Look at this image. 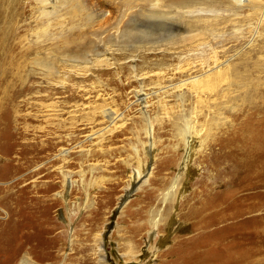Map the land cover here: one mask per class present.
Segmentation results:
<instances>
[{"label": "rangeland", "instance_id": "obj_1", "mask_svg": "<svg viewBox=\"0 0 264 264\" xmlns=\"http://www.w3.org/2000/svg\"><path fill=\"white\" fill-rule=\"evenodd\" d=\"M16 1L0 0V264H98L100 238L104 264H182L210 203L237 215L202 233L240 247L232 232L252 233L248 249L264 251V22L251 8L220 11L210 35L197 8L85 0L83 25ZM219 69L244 78L180 88ZM253 257L243 264H264Z\"/></svg>", "mask_w": 264, "mask_h": 264}, {"label": "bare ground", "instance_id": "obj_2", "mask_svg": "<svg viewBox=\"0 0 264 264\" xmlns=\"http://www.w3.org/2000/svg\"><path fill=\"white\" fill-rule=\"evenodd\" d=\"M37 1H39V5H40L39 9H40V11H42V14L46 13V14H44V18H48L52 13L57 12L59 9H62V10L65 9L68 11V14L70 16L69 18L73 22H76L77 20L80 19L79 23L84 25L85 24L84 20L87 19L88 24H89V22L92 21V16L95 14V13L92 14L93 13V11H91L92 8H89V6H87L85 0H37ZM106 1L109 2V0H106ZM113 1H116V0H112V2ZM112 2H111V4H112ZM118 2H115V4L118 3L120 5V7L125 6V8H128L129 10H132L133 7H131V6L134 5V3L139 5L138 4L139 2H144L145 4L150 5L151 13H153V14H155L158 11V9L160 8L161 5L164 8H167V10H170L173 7H177L179 9L197 8L199 13L204 14V16H203L204 18H202L203 20L201 21V23H200V21L199 22L197 21V20H199V18H197V17L193 18V20L195 22L197 21V23L203 24V26L204 25H206V26L210 25V27H206V26L203 27L202 26V28H201V30H203V29L205 31L207 30V32L210 35H215L217 33L215 31L216 29L212 28L213 24L217 23V25H218V16L219 15H217V14L220 11H225V10L228 11L232 7L233 4L235 5V7H238L239 9L244 8L245 6L251 8L252 12L254 13L253 16L258 17V21L264 22V3H263L264 0H118ZM16 4H19V0L16 1ZM100 17H101V15H100ZM163 17H165V19H167L166 18L167 16H162L161 18H163ZM124 18H125V16H124ZM93 20H95V19H93ZM121 20H122V18H121ZM121 20L117 25L123 24V21H121ZM130 28L131 29L133 28V26L131 25V21L124 25V30L127 32L125 35L129 34ZM113 29H115V27ZM207 35L205 33H201L199 36H197V35L196 36L193 35L192 37L187 36V37H184L183 39L188 40L190 38L189 41L191 42V41H193V38H196L197 41H198V39H199V41H202V40H205V37H207ZM123 36H124L123 32H118V30H116L113 35L112 34L109 35V38H110L109 41L113 40V37L114 38L115 37L123 38ZM228 70L229 69H219V70H217L213 73H210L208 75H202L201 77H198L197 79L189 82L188 84L184 83L180 88L190 87L192 89H200V90L205 91L207 89H211L214 86V85H212V82H214V81L220 80V82L224 81V83L227 82L228 85H233L235 83V81L237 80V78H240V77L244 78V75L239 74L238 71L231 72L232 74H230ZM188 128L190 129V127H188ZM181 130L183 131V129H181ZM187 131H189V133H190V130H187ZM147 134L152 138L153 126L150 127V129L147 131ZM194 141H197V139H195L194 136H191V134L189 136H186V141L184 142V143H186V146H187L186 147L187 148L186 149L187 155H185L186 164H187V162H189L191 160L193 154L197 150L195 145H194ZM151 145H152V143H151ZM244 166H246V165H244ZM187 170H188V168H187ZM247 175H248V173H247ZM166 198H167V196H166ZM14 203H15V200L12 201L10 204L11 213L14 216V219H11V221H13V220L17 221L16 217L18 215V211H17V207L13 205ZM225 204H227V202ZM204 207L205 208H203L202 211L198 213L199 215L203 216V217H201V221H199L201 224V227H202V230H201L202 232H204V230H208L209 227L215 225L216 223L221 224L222 222H224V221L226 222V220L232 219V218L236 217V215H237L236 214L237 212H235V211H234L235 212L234 215H231V213H232L231 211H233L232 206H229V207L227 206L228 208H226L225 206H220L219 203H210L207 207L206 206H204ZM235 209L237 210L238 206H236ZM206 211H208V212L213 211V213L211 216H205L204 217V214ZM228 212H231V213L229 214ZM13 216H11V217H13ZM161 218L162 217H160L159 220L155 219L154 222L151 223V225H153V227L154 226L158 227V225L161 222ZM8 224H9V222H8ZM15 225H16V223H14V226L10 227L11 231L15 230ZM23 227H24V229L26 228L24 226V224H23ZM214 231H211L208 233L200 232L199 235H201V236L194 240V242H193L194 244H192V247L189 246V248L187 250H184V251L179 249L181 254H182V255L180 254L181 256L179 254L177 255V256H179L177 258V260L179 259V263H182V264H243L244 262H246L248 260H253V259H251L253 256L260 257L264 254V251H259L255 254H253L251 249H248L247 244H249V240L252 237H254V235L252 233H250V234L248 232L242 233V231H241L237 234L235 231L232 232L233 235L245 236L244 239L240 240L242 242L241 244H243V246L240 247L239 246L240 244L237 245L234 239H233V241H230L227 244H225L224 243L225 239H221L225 235L217 234V232H214ZM100 239L98 242V250H97V258L96 259L98 260V264H104L106 257L104 254L105 251H104L103 246L101 244L102 240H100ZM39 241H40V239H39ZM250 241H253V240H250ZM99 243H100V245H99ZM133 249H132V251H133ZM173 251H174L173 249L169 250V252H173ZM173 253H175V251ZM169 254H171V253H169ZM129 255H131L129 257H132V259L135 260L136 255H138V254L135 252H130ZM175 264H178V263L176 262Z\"/></svg>", "mask_w": 264, "mask_h": 264}]
</instances>
